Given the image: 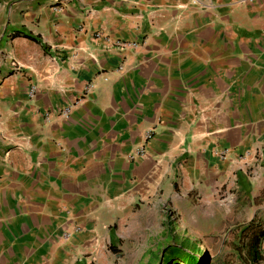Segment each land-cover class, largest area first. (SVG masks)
I'll list each match as a JSON object with an SVG mask.
<instances>
[{"label":"crops","instance_id":"obj_1","mask_svg":"<svg viewBox=\"0 0 264 264\" xmlns=\"http://www.w3.org/2000/svg\"><path fill=\"white\" fill-rule=\"evenodd\" d=\"M168 201L264 218V0H0V264H106Z\"/></svg>","mask_w":264,"mask_h":264},{"label":"rangeland","instance_id":"obj_2","mask_svg":"<svg viewBox=\"0 0 264 264\" xmlns=\"http://www.w3.org/2000/svg\"><path fill=\"white\" fill-rule=\"evenodd\" d=\"M171 204L168 201L162 208L160 222L152 225V219L144 233L140 230L133 234L134 241L124 240L122 233L115 251L108 249L111 257L106 264H189L192 257L196 258L194 264H206L207 260L209 264H250L245 248L247 239L242 232L235 235L236 239L241 238L238 243L228 242L225 248L214 240L216 237L212 241L201 238ZM253 221L264 227L263 217ZM209 227L205 224L198 230L207 231ZM260 251L263 254L262 247Z\"/></svg>","mask_w":264,"mask_h":264},{"label":"trees","instance_id":"obj_3","mask_svg":"<svg viewBox=\"0 0 264 264\" xmlns=\"http://www.w3.org/2000/svg\"><path fill=\"white\" fill-rule=\"evenodd\" d=\"M18 35L24 36L27 38H30L28 35L23 34L22 32H19ZM245 238L247 239V242L245 244L247 257L250 260V264H258L259 262L264 260L263 255L261 254V244L262 240L264 239V227H262V224L256 223L255 221H252L243 231ZM110 251H115L114 247L109 248ZM186 257H184L185 259ZM196 258L192 257L189 264H194Z\"/></svg>","mask_w":264,"mask_h":264},{"label":"built area","instance_id":"obj_4","mask_svg":"<svg viewBox=\"0 0 264 264\" xmlns=\"http://www.w3.org/2000/svg\"><path fill=\"white\" fill-rule=\"evenodd\" d=\"M115 45L122 48H136L138 46L136 42H120V41L115 42Z\"/></svg>","mask_w":264,"mask_h":264},{"label":"water","instance_id":"obj_5","mask_svg":"<svg viewBox=\"0 0 264 264\" xmlns=\"http://www.w3.org/2000/svg\"><path fill=\"white\" fill-rule=\"evenodd\" d=\"M210 263V260H207V263L206 264H209Z\"/></svg>","mask_w":264,"mask_h":264}]
</instances>
